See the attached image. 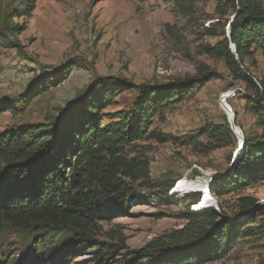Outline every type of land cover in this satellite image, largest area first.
<instances>
[{"label":"rangeland","instance_id":"1","mask_svg":"<svg viewBox=\"0 0 264 264\" xmlns=\"http://www.w3.org/2000/svg\"><path fill=\"white\" fill-rule=\"evenodd\" d=\"M237 6L236 0H36L29 12L26 0H0V39L7 41L0 46V134L55 130L85 94L108 79H124L132 90L117 92L102 111L101 125L128 122L142 99L141 86L173 87L214 74L200 90L155 115L142 138L121 147L135 168V162L147 163L149 173L139 180L120 176L131 190L123 211L116 212L119 205L109 199L102 209L111 210L96 218L97 238L118 248L108 264H124L132 250L182 230L185 213L200 211L207 198L228 215L239 213L240 198L264 203V179L212 192L215 182L233 174L244 152L227 110L243 137L262 132L244 98L255 90L222 56L228 45L239 62L231 41ZM249 51L244 66L264 82V46L255 43ZM52 76L59 84L39 94L37 87L44 89ZM219 126L233 134L223 143L201 134ZM196 180L200 186L185 187ZM253 213L251 224H264V215ZM238 220L249 223L248 216ZM91 256L77 261L93 264ZM205 264H264V232L238 237L233 248Z\"/></svg>","mask_w":264,"mask_h":264},{"label":"trees","instance_id":"2","mask_svg":"<svg viewBox=\"0 0 264 264\" xmlns=\"http://www.w3.org/2000/svg\"><path fill=\"white\" fill-rule=\"evenodd\" d=\"M35 1L26 0L29 12ZM237 1L231 41L239 62L228 45L222 56L231 71L255 90L246 91L244 98L249 103L246 109L259 116L262 132L244 135V152L233 174L215 182L214 193L264 179V82L244 66L252 44L264 46V7L259 0ZM6 43L0 39V46ZM212 76L190 78L173 87L141 86L142 99L137 101L135 113L125 118L128 122L101 125L102 111L117 92L132 90L124 79H108L81 97L57 130L38 132L32 127L0 134V264H81L77 258L86 254H92L90 263L108 264L118 248L97 238L96 218L111 210L102 209L109 199L119 205L116 212L123 211L131 190L120 176L139 180L149 173L147 163L135 162V168L122 155L121 147L142 138L155 115L200 90ZM58 84L52 76L44 89H37L40 94ZM201 134L222 143L224 136L233 135L229 126L211 127ZM193 186H200L198 180L185 184ZM206 202L200 211L185 213L187 224L182 230L132 250L124 264H205L222 257L238 237L253 236L257 229L264 232V224L257 228L251 224L256 221L253 212L264 215V203L259 199L240 198V211L233 215L216 209L211 198ZM241 215L248 216L249 223L238 220ZM8 234L14 236L12 241H6Z\"/></svg>","mask_w":264,"mask_h":264},{"label":"water","instance_id":"3","mask_svg":"<svg viewBox=\"0 0 264 264\" xmlns=\"http://www.w3.org/2000/svg\"><path fill=\"white\" fill-rule=\"evenodd\" d=\"M227 109V108H226ZM227 113H228V115H229V119H230V121H231V125H232V128H233V130L236 132V135H237V137L240 139V141H241V150L243 151L244 149H243V144L245 143V139H244V137L242 136V134L240 133V130H239V128L235 125V123L233 122V118H232V116H231V113H230V111H228L227 110ZM238 159V157L236 156V159L235 160H237ZM236 162V161H235ZM234 165V164H233Z\"/></svg>","mask_w":264,"mask_h":264}]
</instances>
